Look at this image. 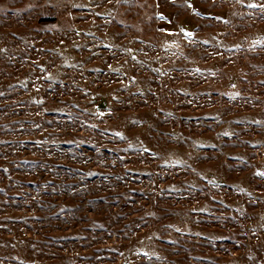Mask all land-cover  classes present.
Here are the masks:
<instances>
[{
  "label": "rangeland",
  "instance_id": "374dc122",
  "mask_svg": "<svg viewBox=\"0 0 264 264\" xmlns=\"http://www.w3.org/2000/svg\"><path fill=\"white\" fill-rule=\"evenodd\" d=\"M260 173L264 0H0V264H264Z\"/></svg>",
  "mask_w": 264,
  "mask_h": 264
},
{
  "label": "snow or ice",
  "instance_id": "6c2138e0",
  "mask_svg": "<svg viewBox=\"0 0 264 264\" xmlns=\"http://www.w3.org/2000/svg\"><path fill=\"white\" fill-rule=\"evenodd\" d=\"M188 7H192V6L189 4ZM249 7H256V5H249ZM161 18H163V17H161ZM181 31L183 32V29H181ZM168 34L169 35H173V33H168ZM184 35L191 36V33L190 32H185ZM225 135H227V133H225ZM259 175H264V173H260Z\"/></svg>",
  "mask_w": 264,
  "mask_h": 264
}]
</instances>
